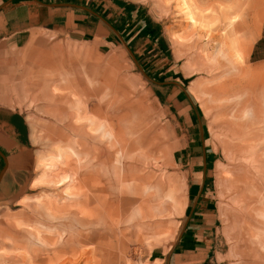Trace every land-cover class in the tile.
Masks as SVG:
<instances>
[{
  "label": "rangeland",
  "instance_id": "rangeland-1",
  "mask_svg": "<svg viewBox=\"0 0 264 264\" xmlns=\"http://www.w3.org/2000/svg\"><path fill=\"white\" fill-rule=\"evenodd\" d=\"M132 1L160 22L177 59L191 52L184 65L192 74L190 92L208 118L223 163L218 261L264 264V40L260 55L250 57L264 27V0ZM234 40L246 42L243 51L233 48ZM35 80V87L16 89L22 102L11 107L36 117L33 145L47 161V181L40 178L11 204H0V264H158L151 255L171 244L182 205L167 177L166 152L158 147L154 157L149 150L158 114L149 121L147 108H156L146 83L135 77L128 96L104 111L86 102L84 108L70 89L74 102L50 103L62 101L60 90ZM231 84L238 87L223 90ZM46 92L53 111L44 115L38 97ZM137 101L147 107L148 124L130 109ZM44 117L61 126L57 142L40 139L37 125ZM38 174L35 168L33 179Z\"/></svg>",
  "mask_w": 264,
  "mask_h": 264
},
{
  "label": "crops",
  "instance_id": "crops-1",
  "mask_svg": "<svg viewBox=\"0 0 264 264\" xmlns=\"http://www.w3.org/2000/svg\"><path fill=\"white\" fill-rule=\"evenodd\" d=\"M263 40L264 27L250 46V57L260 55ZM171 41L144 4L132 0H0V204H11L13 197L30 190L43 168H37V160L44 154L38 155L40 150L33 145L36 117L11 107L22 102L16 89L37 86L39 76L40 87L48 88L50 81L49 86L60 90L62 101L48 100L47 92L38 97L44 115L53 111L47 100L74 102L68 89L106 111V104L128 96L139 76L156 109L138 101L130 109L142 113L147 124L157 112L149 150L154 157L158 147L166 152L167 177L172 189H178L176 198L182 205L171 244L166 250L156 248L151 259L158 264H220L223 163L208 118L190 92L192 74H186L184 65L191 52L182 49L184 55L177 59ZM131 70L133 74H126ZM39 120L40 139L57 142L62 134L59 123L47 117ZM34 167L39 174L33 179Z\"/></svg>",
  "mask_w": 264,
  "mask_h": 264
},
{
  "label": "bare ground",
  "instance_id": "bare-ground-1",
  "mask_svg": "<svg viewBox=\"0 0 264 264\" xmlns=\"http://www.w3.org/2000/svg\"><path fill=\"white\" fill-rule=\"evenodd\" d=\"M239 41H240V40H239ZM239 41L234 40L233 48L236 49V48L239 47V48L243 51V48H244L243 46H244V44H245L246 42H242V43H239V44H238ZM230 87H231V88H236V87H238V86H236V85H234V84H231V86H230V85H224V86H222L223 90H225V89H229ZM231 88H230V89H231ZM80 103H81L82 105H84V104H83V101H80ZM84 108H86L85 105H84ZM96 125H97V124H94L95 129H96ZM97 144H98V142H97ZM97 144H96V145H97ZM80 145L82 146V144H80ZM80 152H81V151H80ZM121 154H122V150H121ZM48 159H49V157H48ZM48 159H47V160H48ZM36 160H37V159H36ZM37 161H38V164L36 163V164H37V168H38V167H43V168H42V174L40 173V174H41V177L37 178V179L34 181V183H32V186H33V187L36 186L35 184L39 182L40 178H42V181L40 180L41 182H45V183H46V181H47V167H46V162H47V161H46V159H45L44 156H39V158H38ZM37 161H36V162H37ZM47 164H48V163H47ZM34 168H35V167H34ZM107 171H108V170H107ZM123 171H124V169H123V165L120 164V172H119V174L122 173ZM96 174H98V173H96ZM39 176H40V175H39ZM108 182H109V181H108ZM100 201H101V200H100ZM18 203H19V202H18ZM8 227H9V226H8ZM17 227H18V226H17ZM11 228H12V227H11ZM14 229H15V228H14ZM16 229H17V228H16ZM8 236H9V235H8ZM34 250H35V249H34ZM36 251H37V250H36ZM41 258H42V257H41ZM43 259H44V258H43ZM70 264H71V263H70Z\"/></svg>",
  "mask_w": 264,
  "mask_h": 264
}]
</instances>
